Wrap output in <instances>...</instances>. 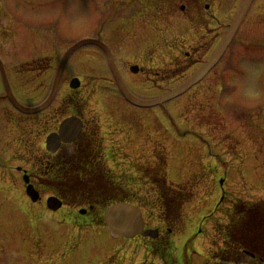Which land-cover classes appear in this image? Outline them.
<instances>
[{"label":"rangeland","instance_id":"obj_1","mask_svg":"<svg viewBox=\"0 0 264 264\" xmlns=\"http://www.w3.org/2000/svg\"><path fill=\"white\" fill-rule=\"evenodd\" d=\"M110 1L0 0V30L7 37L6 66H13L10 60L14 54L17 55L15 63L23 64L17 65L15 71L21 72L22 82L26 83L17 87L22 94L21 106L33 109L43 104V95L52 88L48 87V76L58 70L65 53L76 43L95 38L104 22L112 19ZM114 1L120 9L115 17L119 19L118 27L123 23L128 25L105 30L103 41L131 65L150 60L155 51L151 59L155 64L150 67L154 72L164 73L151 76L149 81L143 76L132 77L127 68L125 75L134 96L156 100L169 91L165 88L162 92H153L152 87L164 77V67L172 68L179 34L185 31L192 11L190 0H158L156 7L152 0L147 12L143 11L145 0ZM199 1L200 14H204L209 0ZM232 1L230 5L224 0L215 3L217 14L224 16L229 9L231 18L235 16L241 0L235 4ZM181 8H186L188 16L182 15ZM259 8H264V0L254 8L251 19L259 14ZM31 67L41 71L40 80L27 73ZM76 76L84 80L88 128L93 131L97 125L100 127L104 143L100 150L107 175L128 196V203L142 210L147 228L162 230L163 237L156 247L160 248L166 241L172 244L174 255L169 264H181L180 258L188 260L185 264H228L216 262L222 246L217 230L228 223L226 216L236 203L264 201V139L248 147L240 138H234V143L228 146L219 145L216 138V150L203 149L202 130L193 129L189 112L181 120L178 102L152 109L136 108L125 102L112 84L105 57L97 50L82 49L73 57L61 93H65L69 80ZM175 85V82L168 84L167 88L174 91L178 88ZM258 101L262 103L261 98ZM229 102L231 108L237 109L256 106V101L249 97L243 103L233 99ZM239 142L241 145H237ZM40 146L36 145L40 150L35 152L36 158L45 153ZM162 164L166 165L162 178L176 192L183 191L186 200L183 220L179 227H169L170 233L163 225V202L153 181L157 176L155 171ZM21 167L40 175L28 163ZM0 185L3 187L0 191V264H106L113 256L119 264H162L148 253L150 245L146 241L113 239L99 218L98 208L96 213H91L93 217L98 215L97 218L79 215V210L89 211L87 206L63 207L51 212L44 204L53 195L43 189L41 203L29 204L23 180L6 178Z\"/></svg>","mask_w":264,"mask_h":264},{"label":"flooded vegetation","instance_id":"obj_2","mask_svg":"<svg viewBox=\"0 0 264 264\" xmlns=\"http://www.w3.org/2000/svg\"><path fill=\"white\" fill-rule=\"evenodd\" d=\"M224 1L227 5H230V0ZM237 1L239 0H233L232 3L235 4ZM114 2V0H111L108 4L112 19L104 24L105 28L103 27L101 31L96 32L93 39H101L103 41L102 34L105 30L108 32L115 27L118 30L119 27H126L128 25L123 23L118 27L119 19L115 17L120 9ZM151 2L152 0L144 1L143 11L147 12L150 10ZM154 2L156 7L158 0H154ZM199 2V0L189 1V10L192 11L189 17H187L185 31L179 34L181 37H188V39L178 38V48L175 50L177 55L172 59V68L168 70V68L164 67L166 71L164 77L160 79V82L156 81L155 86L152 87L154 89L153 92H162L166 88L165 90L169 89V91L164 94H167L171 91L170 88H167L168 84L170 86L175 82L179 88L198 77L206 66L215 60L218 51L225 42L237 14L231 18L229 9L225 10L224 16L217 14L216 6L220 3V0H209V3L205 4V13L200 14L202 10ZM241 2L243 3L244 0H241ZM241 2L239 8L242 5ZM261 2L262 0L253 1L248 15L222 57L217 59L212 70L203 79L197 81L186 94L178 98V112L181 114V120L189 112L190 123L193 129L199 128L202 130L201 144L205 143V147L203 148L205 150H216V146L214 145L216 138L218 139V144L222 146L233 144L234 138H240L243 144H246L248 147L256 146V143L258 144L261 138L264 139V13L262 12L264 8H259V14H256L254 19H251L254 8ZM212 3L214 4V8ZM95 9L97 11V7ZM181 13L182 15L187 13L188 16L186 8H181ZM131 19L135 21V18H130L129 20L132 21ZM125 21L127 20L123 19V22ZM180 25L181 23L178 27ZM186 30L188 31L186 32ZM5 34L6 32L1 29L0 59L3 62L6 77L4 78V72L0 68V181L6 178L10 180L29 178L30 183L38 189L39 186L36 183V179L33 178H44L41 173L43 167L49 165V178H64L65 171H68L67 168L70 166V159L77 161L75 156L81 155L80 151L88 146L98 148L94 154L96 157H99L100 161L103 157L100 150L101 146L104 145L103 137L100 135V127L98 125L93 131L88 128L89 123L86 119L87 111L85 106L87 99L85 98V94H83L85 89L84 80L78 76L72 78L69 80V86L66 88L65 93H61V88L66 86L65 77L70 63L73 57L82 49L71 58L62 76L57 96L52 105L38 115L24 116L14 109L7 99L5 79H7L13 96L18 101H20L19 97L22 94L18 92L17 87L21 85L25 86L26 83L22 82L21 72H15L17 65L23 66L22 63H15L16 54L10 60L13 66L9 68L6 66L5 45L7 37ZM104 43L106 42L104 41ZM109 47L129 90L131 86L126 80L125 68L129 70V74L132 77L143 76L148 81L151 76L155 77L164 73V71L154 72L155 69L150 67V65L155 64L154 60H151L155 55V51L151 53L153 55L150 58L151 61L143 59L142 64L131 65L129 61L121 60L115 55L113 48ZM88 48L97 50V52L105 57L99 48L87 47L84 49ZM105 62L107 66L106 58ZM124 63L129 65V67H124ZM132 68L138 69V72L133 73ZM27 73H30L31 77L35 75L37 81L42 77H40L41 71L38 70L37 72L33 67ZM55 74L56 72L48 76V87L53 85ZM74 80L78 84L76 90L71 88V83ZM112 84L116 87L114 81ZM51 89L47 90V93L43 95L41 99L43 100L42 103L48 99ZM116 90L119 92L117 87ZM247 97L256 101L255 109H252L251 106L241 109L231 108L230 99L243 103ZM258 98H261L262 103L258 101ZM180 105L182 107H179ZM72 118L79 121L80 127L73 142L62 143L55 154L48 152L49 137L59 136L63 122ZM28 128L30 129L29 132L27 131ZM183 136H186V134ZM209 142L212 143V147ZM38 143L41 145L40 149L45 150V153L41 152V156L36 158L34 156L35 152L40 151L38 150L39 147L36 148ZM237 145H241V142L237 143ZM22 148L25 150L24 152ZM209 157L211 159L212 156L209 155ZM35 160L39 166L38 164H34ZM26 163L35 167V172L39 171L40 175L23 169L21 166ZM2 189L3 187L0 185V191ZM92 209L89 208V211L92 212ZM89 211L86 215L87 217L92 216ZM93 218H97V216ZM164 227L170 233L171 230L166 225ZM161 231L160 235L163 236ZM148 242L149 240H146V243ZM248 259L251 258L248 257Z\"/></svg>","mask_w":264,"mask_h":264},{"label":"trees","instance_id":"obj_3","mask_svg":"<svg viewBox=\"0 0 264 264\" xmlns=\"http://www.w3.org/2000/svg\"><path fill=\"white\" fill-rule=\"evenodd\" d=\"M94 146L85 147L80 151L81 155L70 159L68 171L64 178H49V165L42 168L44 178L39 180V186L45 192L57 195L65 205L72 207L90 206L99 210V215L109 206L119 202H130L128 196L117 189L107 175L105 166L99 157L95 156ZM166 165L158 168L154 185L158 188L160 199L163 202V221L168 227L179 226L182 221L183 206L186 202L185 194L176 192L167 185L162 178ZM165 175V174H164ZM86 177V178H83ZM97 212V211H96ZM229 224L219 227L217 230L223 242V248L219 249L217 260L228 264H264V202L250 204L236 203L226 216ZM103 218V215H102ZM159 243L153 242L150 253L153 257L162 260L163 264H169L172 258L173 246L169 242L156 247ZM245 252L254 256L248 259ZM106 264H119L114 258Z\"/></svg>","mask_w":264,"mask_h":264},{"label":"water","instance_id":"obj_4","mask_svg":"<svg viewBox=\"0 0 264 264\" xmlns=\"http://www.w3.org/2000/svg\"><path fill=\"white\" fill-rule=\"evenodd\" d=\"M250 3H251V0H246V2L243 4L241 10L239 11L237 19L235 20L233 26L231 27V32L228 36L227 41H229L233 37L235 32L238 30L241 22L243 21L245 15L248 12ZM91 45L100 47L106 53L108 61H109L111 72H112V74H113V76H114V78L118 84L119 89L121 90L123 95L126 97V99L130 103H132L133 105H135L137 107L153 108L156 106L163 105L169 101L176 99L177 97L181 96L182 94H184L188 89L191 88V86L194 83V81H191L185 87H183V88H181V89H179V90H177V91H175V92H173L167 96H164L161 99L155 100V101L138 100L130 94V92L127 90L126 86L124 85V82H123V80H122V78L118 72V69H117V67H116V65L112 59V55L109 52L108 48L105 47L99 41L85 40V41L79 42L74 47H72L63 57V59L60 63V66L58 68V72H57V76H56V79H55V82L53 85L52 93H51L49 99L47 100V102L45 104H43L41 107H39L37 109H26V108L22 107L20 104H18L16 102V100L13 97L12 92L9 88V85L7 83V79H5L6 80L5 86H6L8 99L13 103V105L19 111H21L27 115H33V114H36V113H39V112L45 110L54 100V97H55L56 92H57L58 83L60 81V78L62 76L64 68H65L66 64L68 63L70 57L80 48H83L85 46H91ZM224 47H225V45L223 46V48L221 49L219 54L222 53ZM212 65L213 64L211 63L204 70L202 75H205V73H207V71H209V69L212 67ZM132 71L134 73H137V69H132ZM202 75L200 77H202ZM5 77H6V75L4 73V78ZM71 123H72L71 121H68L61 128L62 129L61 130L62 139H65V141H67V142L72 141V139H67L68 135L70 133ZM54 151H56V150H51V152H54ZM25 183L26 184L29 183V180L27 178H25ZM27 195L32 200L33 203H37L40 199L39 193L32 186H29L27 188ZM47 205H48V208L54 212L60 210L63 206L62 202L59 201L58 199H55V198L50 199L48 201ZM105 224L107 225V228H108L112 238H114V239L124 238V239L131 240V239H135L136 237H139V236H142L144 238L157 239L158 235H159L158 230H155V231L145 230V224H144V220H143L142 213H141L140 209H138L132 205L125 204V203L116 204V205L110 207L105 212Z\"/></svg>","mask_w":264,"mask_h":264}]
</instances>
